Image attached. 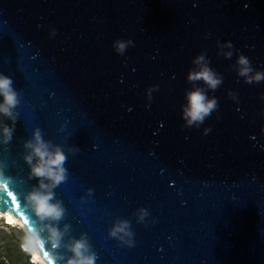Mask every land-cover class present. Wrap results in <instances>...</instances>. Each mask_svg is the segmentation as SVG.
<instances>
[{
    "label": "water",
    "instance_id": "95a60500",
    "mask_svg": "<svg viewBox=\"0 0 264 264\" xmlns=\"http://www.w3.org/2000/svg\"><path fill=\"white\" fill-rule=\"evenodd\" d=\"M117 38L134 47L117 55ZM217 38L264 70V0H0V72L22 95L0 163L22 197L36 184L24 161L33 130L65 149L60 227L87 235L96 264H264V82L243 83ZM201 51L224 81L208 92L219 112L189 129L181 105L204 87L186 80ZM117 219L133 247L108 235Z\"/></svg>",
    "mask_w": 264,
    "mask_h": 264
},
{
    "label": "clouds",
    "instance_id": "9594fccd",
    "mask_svg": "<svg viewBox=\"0 0 264 264\" xmlns=\"http://www.w3.org/2000/svg\"><path fill=\"white\" fill-rule=\"evenodd\" d=\"M196 5L194 4L193 7ZM56 35V29L50 30V36ZM211 33L203 38L208 39ZM134 47L132 39L117 38L112 48L117 55L123 56L126 50ZM217 55L231 59L236 54L235 70L243 83L248 85L264 82V70L253 67L250 59L234 48L231 41L216 40ZM194 68L187 73L188 82L202 81L204 87H194L186 90L184 103L181 105V119L183 127L200 129L211 114L219 112L218 98L209 96V91H215L224 81L222 74L212 66L206 51H201L192 59ZM13 79L0 72V144H8L12 138L17 122L18 113L15 111L21 104L22 95L14 88ZM159 90V85L145 89V96L150 105L152 94ZM228 98L238 103V93L229 90ZM264 100V95L260 97ZM264 115V113H262ZM220 117L217 116V119ZM5 119L11 124L5 123ZM210 128L205 127L203 134L207 135ZM264 133V128L261 129ZM26 155L24 161L29 167L28 178L36 179L30 191L22 197L17 191L16 180L5 173V166L0 163V219L16 226L20 232L19 247L28 255L29 264H96L98 256L86 234L71 238L69 225L60 227L65 216V207L61 200L56 198L57 189L68 178V169L65 167L68 153L59 144L45 140L40 128H35L31 139L24 143ZM79 147L69 149L73 154L79 152ZM88 189V194L93 193ZM8 207L7 213L2 211ZM137 223H144L150 216L145 207H139L135 212ZM152 224L156 223L153 217ZM147 227V224H145ZM111 238L116 239L123 246L133 247L135 233L127 219H117L108 231Z\"/></svg>",
    "mask_w": 264,
    "mask_h": 264
},
{
    "label": "rangeland",
    "instance_id": "374dc122",
    "mask_svg": "<svg viewBox=\"0 0 264 264\" xmlns=\"http://www.w3.org/2000/svg\"><path fill=\"white\" fill-rule=\"evenodd\" d=\"M18 228L0 219V264H29V257L19 247Z\"/></svg>",
    "mask_w": 264,
    "mask_h": 264
},
{
    "label": "bare ground",
    "instance_id": "6f19581e",
    "mask_svg": "<svg viewBox=\"0 0 264 264\" xmlns=\"http://www.w3.org/2000/svg\"><path fill=\"white\" fill-rule=\"evenodd\" d=\"M1 220H2V219H1ZM3 221H4L5 225L10 226V227H15V226H13V225L8 224V223L6 222V220L3 219Z\"/></svg>",
    "mask_w": 264,
    "mask_h": 264
}]
</instances>
